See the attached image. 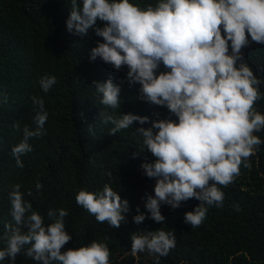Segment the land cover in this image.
Segmentation results:
<instances>
[{"label": "clouds", "instance_id": "obj_1", "mask_svg": "<svg viewBox=\"0 0 264 264\" xmlns=\"http://www.w3.org/2000/svg\"><path fill=\"white\" fill-rule=\"evenodd\" d=\"M98 20L104 22L102 27ZM66 28L81 37L93 29L102 38L91 49L90 60L99 58L116 71L127 66L119 83L109 77L93 85L104 106L99 120L112 125L109 134L137 122L141 126L135 128V135L141 143L133 158L145 150L155 157L140 165L142 174L156 183L154 195L146 192L142 197L145 211L136 207L134 223L140 225L147 218L163 225L162 205L175 210L194 198L199 204L184 213V223L200 226L210 207H223L222 187L239 176L242 164L250 166L249 158L264 144L255 134L264 130V114L255 107L264 99L260 91L264 81L242 52L251 42L264 44V0H156L145 6L130 0H71ZM125 82L129 87L139 85V100L166 107L169 118L150 120L146 115L118 112ZM38 84L47 94L57 78L45 74ZM31 100L36 109L34 127H23L22 140L10 152L21 169V157L33 150L30 139L46 134L49 115L42 97L34 95ZM173 115L177 119L170 118ZM149 123L150 127H143ZM14 127L20 128L18 123ZM88 131L93 133L91 125ZM35 187L39 193L43 185L37 180ZM21 188L13 184L8 193L12 219L0 230V262L15 264L22 254L35 264H109L106 242L92 240L62 252L72 239L65 229L68 211L50 208L45 223ZM75 200L97 222L115 229L131 212L129 201L110 183L95 191L82 188ZM130 240L134 256L147 252L155 264L176 246L175 231L162 227L133 232Z\"/></svg>", "mask_w": 264, "mask_h": 264}, {"label": "trees", "instance_id": "obj_2", "mask_svg": "<svg viewBox=\"0 0 264 264\" xmlns=\"http://www.w3.org/2000/svg\"><path fill=\"white\" fill-rule=\"evenodd\" d=\"M130 2L145 6L156 0ZM70 8L71 0H0V230L11 222L8 193L19 183L24 198L45 217V223L49 222L46 214L50 208L68 211L65 229L72 239L62 252L96 240L108 244L109 264H155L147 252L132 254L130 234L162 227L175 231L176 246L168 256L159 258V264H264V144L249 158L250 166L242 164L239 176L222 187L223 207H210L200 226L184 223V213L199 204L194 198L175 210L162 205L163 225L147 218L140 225L134 223L136 207L145 211L142 197L146 192L154 195L156 183L142 174L140 165L145 158L151 162L155 157L145 150L133 158L141 143L135 135V128L141 126L137 122L116 135L109 134L111 124L100 122L104 106L93 81L111 77L119 83L128 69L123 66L116 71L99 58L89 59L91 49L102 38L93 29L82 37L69 33L66 20ZM103 23L98 20L97 26ZM242 52L254 74L264 81V44L251 42ZM164 70L161 65L160 71ZM45 74L57 78L47 94L38 84ZM138 88L126 82L122 85L118 112L146 115L150 120L169 118L166 107L139 100ZM260 91L264 93V83ZM34 95L43 98L49 113L46 134L30 139L33 150L21 157V169L10 152L22 140L23 127H34ZM255 107L264 114V99ZM170 118L177 119L174 115ZM90 125L93 133L88 131ZM255 134L264 140V130ZM37 180L43 185L39 193ZM105 183L129 201L131 212L119 229L97 222L75 200L80 189L95 191ZM15 264L35 262L21 254Z\"/></svg>", "mask_w": 264, "mask_h": 264}]
</instances>
